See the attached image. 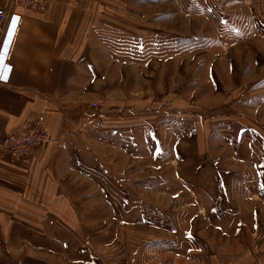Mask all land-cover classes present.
<instances>
[{"label": "rangeland", "instance_id": "obj_1", "mask_svg": "<svg viewBox=\"0 0 264 264\" xmlns=\"http://www.w3.org/2000/svg\"><path fill=\"white\" fill-rule=\"evenodd\" d=\"M106 9L111 35L85 50L107 88L87 110L104 120L105 154L128 174L142 169L137 182L118 183L143 188L125 204L111 200L112 240L119 233L129 250L149 251L139 258L149 264H184L173 262L184 246L187 264H210L216 247L223 264L255 261L264 254V0H111Z\"/></svg>", "mask_w": 264, "mask_h": 264}, {"label": "crops", "instance_id": "obj_2", "mask_svg": "<svg viewBox=\"0 0 264 264\" xmlns=\"http://www.w3.org/2000/svg\"><path fill=\"white\" fill-rule=\"evenodd\" d=\"M8 1L0 0V8ZM110 3L47 0L45 11H12L20 16L8 57L13 68L7 83L0 84V264H119L127 259L149 264L139 261L149 251L129 250L119 233L112 240V225L105 221L111 220V200L125 204L128 193L141 196L143 188L130 192L119 183L142 179V169L128 174L126 162L105 154L97 137L104 120L87 110L90 103H101L107 88L106 79L91 67L94 54L87 60L85 49L93 39L111 35L106 30ZM7 27L0 31V49ZM38 120L49 141L36 146L29 159L11 160L2 146L5 136ZM96 177L104 183L99 190L89 184ZM157 192L150 190L160 199ZM217 251L210 254V264H223ZM173 259L187 264L185 246ZM248 264H264V254Z\"/></svg>", "mask_w": 264, "mask_h": 264}, {"label": "built area", "instance_id": "obj_3", "mask_svg": "<svg viewBox=\"0 0 264 264\" xmlns=\"http://www.w3.org/2000/svg\"><path fill=\"white\" fill-rule=\"evenodd\" d=\"M23 8L26 10L45 11L47 8V0H9L6 8H0V31L5 25H8L6 35L4 37L0 56L3 57L0 70L7 72V79H0V84H6L13 68L12 62L8 59L10 46L18 27L20 16L13 13L14 8ZM13 17H19L16 22V29L13 32L11 40H8V30L11 26ZM92 110H99L101 106L98 103H93ZM49 141V134L42 121H35L24 129H19L7 134L2 142V146L7 151L11 160L24 161L31 157L33 149L41 144Z\"/></svg>", "mask_w": 264, "mask_h": 264}, {"label": "snow or ice", "instance_id": "obj_4", "mask_svg": "<svg viewBox=\"0 0 264 264\" xmlns=\"http://www.w3.org/2000/svg\"><path fill=\"white\" fill-rule=\"evenodd\" d=\"M17 20H19V17H13L12 21H11V26L8 30V40H11L13 32L16 29V22ZM2 62H3V57L0 56V66H2ZM0 79H7V72L0 70ZM262 188H264V184L261 185Z\"/></svg>", "mask_w": 264, "mask_h": 264}]
</instances>
